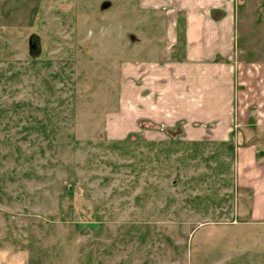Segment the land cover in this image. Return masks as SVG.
Segmentation results:
<instances>
[{"label": "rangeland", "instance_id": "obj_1", "mask_svg": "<svg viewBox=\"0 0 264 264\" xmlns=\"http://www.w3.org/2000/svg\"><path fill=\"white\" fill-rule=\"evenodd\" d=\"M246 1L236 45L261 57L264 0ZM163 14L137 0H0V260L264 264V219L244 216L232 151L105 128L120 64L165 51Z\"/></svg>", "mask_w": 264, "mask_h": 264}, {"label": "crops", "instance_id": "obj_2", "mask_svg": "<svg viewBox=\"0 0 264 264\" xmlns=\"http://www.w3.org/2000/svg\"><path fill=\"white\" fill-rule=\"evenodd\" d=\"M137 2L164 13L165 51L120 64V108L107 114L105 128L119 137L134 132L144 139L225 146L234 155L237 186L248 188L244 216L264 219V54L249 57L237 48L240 3ZM242 4L255 6L249 0ZM254 8L264 10L262 3ZM12 261L0 264H17Z\"/></svg>", "mask_w": 264, "mask_h": 264}]
</instances>
